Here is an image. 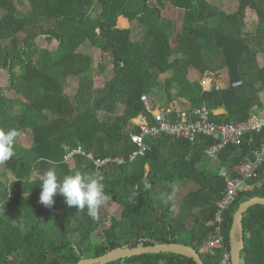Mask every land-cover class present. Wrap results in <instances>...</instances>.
<instances>
[{"label":"trees","instance_id":"1","mask_svg":"<svg viewBox=\"0 0 264 264\" xmlns=\"http://www.w3.org/2000/svg\"><path fill=\"white\" fill-rule=\"evenodd\" d=\"M235 1L238 7L227 10L219 0H0V69L11 83L0 85V128L29 131L32 139L29 148L16 142L15 155L0 162V264H76L117 247L171 242L196 248L206 264H219L221 250L202 248L226 187L221 171L241 176L239 166L261 148L264 130L227 145L215 164L205 152L214 143L209 136L147 137L146 154L131 158L138 149L131 134L139 131L134 119L146 112L142 96L155 108L159 88L166 98L160 107L207 106L216 122L244 121L263 106L264 0ZM167 5L178 11L180 24L163 14ZM251 12L256 31L247 30ZM120 17L138 22L142 35L119 26ZM42 39L58 45L41 48ZM87 44L112 54L113 75L100 88L93 84L94 59L82 50ZM223 69L226 86L204 90L206 72ZM18 102L24 104L19 111ZM221 108L226 111L217 112ZM79 145L85 153L68 157ZM117 156L125 161L94 162ZM48 160L56 162L61 180L76 171L102 175L116 213L106 203L90 216L87 208L68 207L62 195L51 208L39 203ZM263 172L264 164L259 179ZM177 184L190 185L178 199L171 189ZM254 196L264 197V183L241 192L226 211L228 248L237 207ZM244 232L243 264H264V204L245 211ZM106 264L198 263L159 252Z\"/></svg>","mask_w":264,"mask_h":264},{"label":"built area","instance_id":"2","mask_svg":"<svg viewBox=\"0 0 264 264\" xmlns=\"http://www.w3.org/2000/svg\"><path fill=\"white\" fill-rule=\"evenodd\" d=\"M219 77L214 72H206L201 80L204 90L210 91L224 86ZM242 81H237L234 85H241ZM146 112L139 114L134 122L138 125L139 131L131 134L132 141L138 145V149L131 154V158L145 155L148 149L147 137H156L163 134L183 137L191 141H196L201 135L209 136L214 143L206 148V154L214 161L218 159L219 153L229 144H240L243 138L249 133L262 132L264 130V103L261 108L255 110L248 119L241 122H216L212 119V110L207 106L199 107H177L176 104L153 108L146 95L142 96ZM84 154L81 145L70 151L68 157L74 154ZM93 158V155L88 154ZM110 161L123 163L125 158L117 156L115 158L106 157L101 160L94 159L95 164L100 167ZM264 164V142L260 149L255 152L253 158H246L239 170L241 176L231 177L226 169H222L221 174L226 177V187L222 197L216 203L217 210L212 220L214 230L205 241L203 251L214 253L217 249L222 251L219 264H233L231 248L225 243L223 225L225 213L239 194L244 191L251 192L257 187H262L263 177L259 179L260 167Z\"/></svg>","mask_w":264,"mask_h":264},{"label":"clouds","instance_id":"3","mask_svg":"<svg viewBox=\"0 0 264 264\" xmlns=\"http://www.w3.org/2000/svg\"><path fill=\"white\" fill-rule=\"evenodd\" d=\"M214 73L223 81V87H225L227 80H223L222 73ZM176 106L183 107L179 104ZM19 135L20 132L16 128H0V162L7 161L15 155L14 149ZM47 162L52 167L46 170L40 178L42 191L40 192L39 203L42 205L51 208L56 203V196L62 195L68 207H75L78 211L87 208L90 216H96L101 207L112 199L111 195L105 192L102 175L76 171L74 174L64 176L61 180L56 174V162L53 160ZM148 187L150 185L146 183L145 188Z\"/></svg>","mask_w":264,"mask_h":264},{"label":"rangeland","instance_id":"4","mask_svg":"<svg viewBox=\"0 0 264 264\" xmlns=\"http://www.w3.org/2000/svg\"><path fill=\"white\" fill-rule=\"evenodd\" d=\"M219 5L223 8H226L227 10L229 9H236L238 7V2L235 0H219ZM178 11L174 8V6L171 5H167L164 9H163V14L166 17H169L175 21H177L180 24L181 21V17L179 15V13H177ZM133 24V25H132ZM256 14L254 12H251L248 14V18H247V30L248 31H256ZM118 25L121 27H133V30L135 32V36L140 37L142 35L143 32V28L141 26L138 25V22H131L128 18L125 17H120L118 20ZM25 35H23L24 37ZM40 47L41 48H47V49H55L58 45V42L56 40L54 41H47L46 39H42L40 42ZM82 50L86 53H89L90 55H92L93 59H94V63H93V84L94 87H102L105 85V83L107 82V80L113 75V59H112V54L105 52L102 48L99 49L97 47H93L91 44H87L86 47H82ZM259 58L261 59L262 63L264 62V54H260ZM226 69L221 70L222 73V78L227 77V73H226ZM193 78H195L197 76V72H194L193 74H191ZM166 75L163 76V78H165ZM13 77V76H12ZM17 78L15 77L14 80H16ZM17 81V80H16ZM72 83V84H71ZM69 84V87L74 86V82H71ZM10 74L6 69H0V85L2 86H10ZM264 96V93H262ZM157 95H158V100H157V106L159 105H164L166 98H165V94L163 93L162 89H158L157 91ZM23 97V96H21ZM180 106H182L179 103ZM24 107V104H20L19 102L17 103V111L21 110ZM123 107H120L119 110H122ZM17 142L22 145L23 147H27L29 148L31 146L32 143V139L30 136V132L26 131V132H22L21 135L18 137ZM215 164V163H214ZM0 169L2 171H4V167L0 166ZM12 176V175H11ZM5 177L3 176L2 179H4ZM180 185L177 184L176 186L172 187V193H176L177 190V195L176 198H180L185 192L188 191V189L190 188V185H187L184 188H179L176 189L177 187H179ZM27 205V204H26ZM106 207L109 209V211L111 213H116L117 211V204L115 203H108L106 205Z\"/></svg>","mask_w":264,"mask_h":264},{"label":"water","instance_id":"5","mask_svg":"<svg viewBox=\"0 0 264 264\" xmlns=\"http://www.w3.org/2000/svg\"><path fill=\"white\" fill-rule=\"evenodd\" d=\"M255 204H264V197L254 196L246 201L241 202L234 214L232 229L230 233L233 264H241L242 262V251L246 246L244 232V214L249 207ZM159 252H172L187 255L194 258L198 264H206L200 251L192 246L178 242L139 245L135 247H117L99 257L84 258L76 264H106L110 261L125 257L141 255L144 253Z\"/></svg>","mask_w":264,"mask_h":264},{"label":"crops","instance_id":"6","mask_svg":"<svg viewBox=\"0 0 264 264\" xmlns=\"http://www.w3.org/2000/svg\"><path fill=\"white\" fill-rule=\"evenodd\" d=\"M256 21H257V19H256ZM262 54H264V53H262ZM259 63H260V65H263V64H264V62L262 63V61H261L260 58H259ZM227 78H228V77H226V79L223 78V80H227ZM263 97H264V96H263ZM225 111H226L225 108H221V109H219L217 112L224 113ZM214 163H216V161L213 160V164H214ZM148 168H149V166H148ZM243 262H244V260L242 259L241 264H243Z\"/></svg>","mask_w":264,"mask_h":264}]
</instances>
